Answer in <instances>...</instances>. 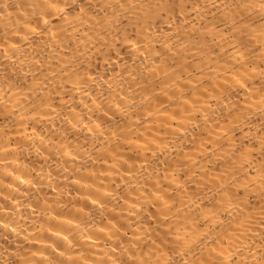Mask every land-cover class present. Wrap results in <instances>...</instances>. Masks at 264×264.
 <instances>
[{"label":"bare ground","instance_id":"obj_1","mask_svg":"<svg viewBox=\"0 0 264 264\" xmlns=\"http://www.w3.org/2000/svg\"><path fill=\"white\" fill-rule=\"evenodd\" d=\"M0 264H264V0H0Z\"/></svg>","mask_w":264,"mask_h":264}]
</instances>
